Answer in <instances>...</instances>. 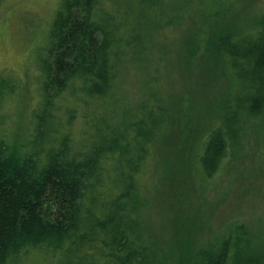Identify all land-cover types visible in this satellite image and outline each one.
I'll list each match as a JSON object with an SVG mask.
<instances>
[{
	"label": "trees",
	"instance_id": "trees-1",
	"mask_svg": "<svg viewBox=\"0 0 264 264\" xmlns=\"http://www.w3.org/2000/svg\"><path fill=\"white\" fill-rule=\"evenodd\" d=\"M225 9L226 0H60L38 54L32 129L20 142L0 133V264L34 251L52 264H166V250L147 233L141 178L156 133L182 102L186 120L188 104L172 96L165 112L152 98L142 117L131 105L115 107L114 89L123 71L139 77L153 38L171 28H188L190 60L218 47L229 90L193 155L201 177L218 175L252 137L264 139V14L254 31L231 36ZM194 11L203 34L186 22ZM17 88L0 76V109ZM257 252L236 223L191 257L192 264H264Z\"/></svg>",
	"mask_w": 264,
	"mask_h": 264
},
{
	"label": "rangeland",
	"instance_id": "rangeland-1",
	"mask_svg": "<svg viewBox=\"0 0 264 264\" xmlns=\"http://www.w3.org/2000/svg\"><path fill=\"white\" fill-rule=\"evenodd\" d=\"M226 3L221 21L231 36L256 29L264 14V0ZM59 4L60 0H0V76H9L18 84L16 94L0 109V133L16 135L19 142L32 129L39 102L38 54L47 43ZM195 14L186 22L203 34V21ZM157 36L153 38L155 48L139 63V77L132 70L131 74L129 69L123 71L113 94L115 107L131 105L142 117L146 108L152 109V98L159 97L165 112L172 96L188 104L186 120L182 102L170 111L167 126L156 133V147L141 178L146 186L147 233L166 250V264H192L195 246L216 244L231 226L242 223L257 254L264 256V139L252 137L245 152L225 162L218 175L211 180L201 177L193 155L196 143L204 138L207 120L229 90L227 73L219 69L218 47L211 56L187 58L188 28L179 31L174 27ZM188 121L191 126L182 128ZM80 125L75 126V134ZM11 264L52 262L34 251Z\"/></svg>",
	"mask_w": 264,
	"mask_h": 264
}]
</instances>
